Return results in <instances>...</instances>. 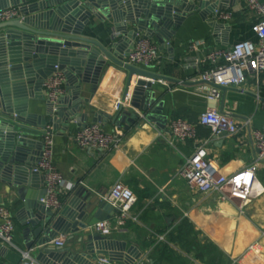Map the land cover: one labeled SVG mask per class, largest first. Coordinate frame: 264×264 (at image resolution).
Segmentation results:
<instances>
[{"label": "crops", "instance_id": "obj_1", "mask_svg": "<svg viewBox=\"0 0 264 264\" xmlns=\"http://www.w3.org/2000/svg\"><path fill=\"white\" fill-rule=\"evenodd\" d=\"M220 5L224 9H234L230 21L217 22L213 13L201 16L194 12L185 18L169 40L171 52L167 48L160 49L157 41L152 39L159 47V57L147 69L179 81H198L199 75L208 68L207 64L199 62L206 52L213 48H227L240 40L255 41L252 24L259 17L243 9L240 0H220ZM215 22L223 26L215 27L212 25ZM84 33L101 44H110L121 38L111 21L94 17L86 25ZM128 45L124 44L122 50ZM141 78L133 75L132 84ZM262 78L258 88L249 78L244 84V92L224 87L216 100H206L197 94V85L156 80L152 83L155 95L153 108L161 106V111L154 121L141 117L130 123H118L108 116H115L118 111L127 72L119 66L108 65L101 72L93 92L90 84L83 85L81 95L89 97V103L81 112L88 114L85 124L93 122L95 113L100 114L101 120L97 122L105 131L120 128L121 140L117 147L108 149L81 148L74 141L78 121L58 125L54 129V164L65 180L72 184L70 190H58L61 202L58 208L64 205L69 192L77 186L105 200L112 185L121 181L133 191L136 201L124 224L112 229L108 236L125 241L126 248H137L141 257L132 264H264V192L240 211L235 203L221 201L217 192L203 193L191 189L179 175L180 167L185 158L191 156L196 144H204L208 155L224 174L256 161L254 131L264 128V109L256 103L257 93L264 98V75ZM24 85L18 99L13 98L14 107L34 114L32 119L40 122L39 116H44L47 103L43 84L38 97L34 93V81L30 88L28 83ZM131 89L132 86L129 91ZM125 108L128 112L131 109ZM207 108L229 113L240 126L239 131L210 137L208 128L198 124L200 113ZM175 118H184L197 126L196 140L181 141L172 136L168 126ZM47 124H50L48 118ZM125 124H128L127 129H124ZM145 124L148 128H142ZM140 130L152 135L153 139L146 146L140 144L137 150L128 141ZM30 137L37 141L35 152L39 153L40 136ZM141 139L137 135V141ZM257 177L264 186V158L258 162ZM41 187L45 188L43 178ZM15 192L14 186L0 179V206L11 210L15 224L13 242L16 248L0 240V263L4 264H22V252H27L21 232L26 215L20 212L22 202ZM114 216L112 214L109 218L112 225L115 224ZM56 239L63 240L61 247L74 250L80 246L77 233L70 242L59 234L50 242L52 246H56ZM133 256L128 254L127 262ZM111 264L127 263L111 261Z\"/></svg>", "mask_w": 264, "mask_h": 264}, {"label": "water", "instance_id": "obj_2", "mask_svg": "<svg viewBox=\"0 0 264 264\" xmlns=\"http://www.w3.org/2000/svg\"><path fill=\"white\" fill-rule=\"evenodd\" d=\"M15 6H19L22 18L0 23V179L16 188V196L22 202L20 212L26 215L21 230L25 250L35 264H97L104 256L132 264L141 257L135 246L126 248L125 241L92 230V225L117 213L108 202L82 186L73 188L58 209L46 208L40 202L46 189L41 187V174L34 170L40 150L35 152L37 141L30 136H40L38 128L45 127L47 118L53 130L76 121L79 127L85 125L88 114L81 110L89 103V97L81 95L83 85L90 84L93 92L101 72L110 64L127 72L124 96L131 86L132 89L130 111L122 105L115 116L108 117L118 123L141 117L154 121L161 106L153 108V81L184 85L204 82L179 81L128 64L125 57L132 41L144 32L157 41L160 49L171 52L169 40L185 18L194 12L201 16L213 13L215 8H222L220 0H0V10ZM93 17L111 21L121 38L101 44L87 36L84 29ZM212 25L223 26L217 22ZM126 43L128 47L122 50ZM55 65L65 74L67 95L59 100L55 111L47 101L44 116L35 122L34 114L16 110L13 98L18 99L24 84L30 88L33 81L35 96L41 95L42 84ZM133 75L143 78L132 84ZM100 120V114L95 113L92 121ZM127 128L125 124L124 129ZM76 233L80 244L77 249L50 244L59 234L70 242ZM128 254L134 255L130 262Z\"/></svg>", "mask_w": 264, "mask_h": 264}, {"label": "built area", "instance_id": "obj_3", "mask_svg": "<svg viewBox=\"0 0 264 264\" xmlns=\"http://www.w3.org/2000/svg\"><path fill=\"white\" fill-rule=\"evenodd\" d=\"M243 9L248 10L259 19L252 24V31L256 40H240L227 48H213L206 52L200 59L201 64H207L208 68L199 75V80L204 83L195 87L197 94L206 100H216L220 96L217 87H234L244 92V84L249 78L256 83L257 88L263 82L264 75V0H240ZM234 15V9L215 8L214 21L228 22ZM19 7H9L0 10V23L14 19H21ZM159 57V47L156 42L144 34L138 33L132 41V48L125 62L137 67L147 69L153 66ZM66 77L57 65L53 72L44 80L43 87L46 99L51 103L53 111L59 100L65 95ZM209 83H212L210 85ZM131 91L119 101L120 106H128ZM257 106L264 109V98L256 94ZM198 124L208 128L210 137L222 133L235 134L240 126L231 118L229 113L219 112L216 109L207 108L200 113ZM169 131L178 140H196L197 126L184 118L172 119L169 123ZM120 128L113 131H105L99 122L86 123L80 126L75 134L74 141L81 148L108 149L117 147L121 140ZM41 149L34 170L39 172L45 184L46 193L40 198V202L46 208L56 209L60 206L58 190L60 188L71 189L72 184L67 182L54 164V130L51 124L45 125L40 134ZM254 144L259 150L256 161L242 167L230 174H224L217 162L207 153L204 144H196L191 156L185 158L180 167L179 175L188 187L198 192H217L221 201L233 202L242 211L253 199L264 192V186L257 177L258 162L264 158V128L254 131ZM113 208L117 209L112 225L111 221L102 220L92 225V230L100 235L108 236L112 229L122 226L136 196L133 191L121 181L115 182L105 197ZM15 224L13 214L7 207L0 206V240L13 248ZM56 246H62L63 240L56 239ZM24 262L22 264H35L28 252H22ZM31 261V262H30ZM4 264V263H0ZM98 264H111V261L102 257Z\"/></svg>", "mask_w": 264, "mask_h": 264}, {"label": "clouds", "instance_id": "obj_4", "mask_svg": "<svg viewBox=\"0 0 264 264\" xmlns=\"http://www.w3.org/2000/svg\"><path fill=\"white\" fill-rule=\"evenodd\" d=\"M142 128H148V125L145 124L142 126ZM137 135L142 138L139 142L137 141ZM137 135L130 137L128 141V144L131 145L132 147L137 148V150H139L140 144H143L146 146L153 139L152 135L150 134L146 135L143 130L138 131Z\"/></svg>", "mask_w": 264, "mask_h": 264}, {"label": "trees", "instance_id": "obj_5", "mask_svg": "<svg viewBox=\"0 0 264 264\" xmlns=\"http://www.w3.org/2000/svg\"><path fill=\"white\" fill-rule=\"evenodd\" d=\"M171 239H172V240H174L175 238H174V237H172ZM165 251H167V248H165Z\"/></svg>", "mask_w": 264, "mask_h": 264}]
</instances>
